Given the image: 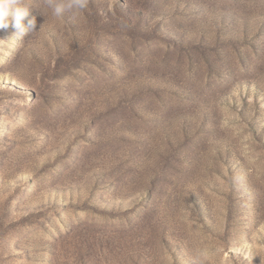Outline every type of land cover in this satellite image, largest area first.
Segmentation results:
<instances>
[{
  "label": "rangeland",
  "instance_id": "374dc122",
  "mask_svg": "<svg viewBox=\"0 0 264 264\" xmlns=\"http://www.w3.org/2000/svg\"><path fill=\"white\" fill-rule=\"evenodd\" d=\"M22 2L0 264H264V0Z\"/></svg>",
  "mask_w": 264,
  "mask_h": 264
},
{
  "label": "clouds",
  "instance_id": "9594fccd",
  "mask_svg": "<svg viewBox=\"0 0 264 264\" xmlns=\"http://www.w3.org/2000/svg\"><path fill=\"white\" fill-rule=\"evenodd\" d=\"M48 6L53 15L63 17L65 14L75 16L88 6V0H48ZM30 6H25L22 0H0V28L10 25L15 30L11 39L22 40L25 34L35 28V20L28 19L27 25L23 23L28 16ZM234 255L244 260H251V253H245L242 248L234 249Z\"/></svg>",
  "mask_w": 264,
  "mask_h": 264
}]
</instances>
